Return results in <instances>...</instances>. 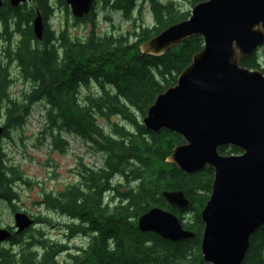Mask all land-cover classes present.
<instances>
[{"label": "trees", "instance_id": "trees-1", "mask_svg": "<svg viewBox=\"0 0 264 264\" xmlns=\"http://www.w3.org/2000/svg\"><path fill=\"white\" fill-rule=\"evenodd\" d=\"M144 1L155 26L133 32L132 45L121 39L103 42L93 33L80 40L64 29L51 31L48 27L42 41H37L31 23L36 11L50 16L48 0H35L27 10H12L5 0L0 8L2 38L8 43L0 60L3 136H7L9 129L22 127L29 107L41 102L46 107L45 128L49 127L55 149L62 152L66 143L59 135L71 133L102 158L98 169L80 167L77 185L57 194L42 195V203L48 210L76 222L65 226L69 237L82 236L86 242L71 252L58 242L32 239L22 243L20 236H16L8 245L19 244V251L14 253L11 248L0 246V264H60L56 257L63 252H67L63 264H207L200 252L203 229L200 212L209 198L214 172L207 167L189 175L167 164L166 158L174 147L184 143L182 138L167 130L151 132L139 121L146 116L156 96L175 85L192 57L202 50L203 42L200 36H193L161 57L142 55L140 44L189 17L179 14L172 2ZM204 1L189 0V3L193 8ZM58 2L66 7L64 0ZM130 3L131 0H120V7L127 10ZM135 9L136 0H132V12ZM10 28L19 34L14 48ZM260 50L263 55L258 53ZM262 56L264 43L243 58L240 66L264 73L260 68ZM12 65L19 79L30 85L21 92L20 99L9 92L14 82ZM90 84L95 85V93L84 95L82 89ZM111 117L120 118L125 125L113 124L108 133L97 119ZM219 153L237 155L241 151L223 147ZM15 181L24 182L17 168L4 166L0 156V199L8 204L17 199ZM163 191H182L189 206L176 211L162 197ZM107 194L111 195L109 201ZM153 207L175 214L194 237L172 243L155 234L139 232L137 219ZM36 222L46 224L48 220ZM35 246L40 248V254L34 250ZM243 264H264V226L251 237Z\"/></svg>", "mask_w": 264, "mask_h": 264}, {"label": "water", "instance_id": "water-1", "mask_svg": "<svg viewBox=\"0 0 264 264\" xmlns=\"http://www.w3.org/2000/svg\"><path fill=\"white\" fill-rule=\"evenodd\" d=\"M32 0H8L12 9ZM94 0H65L76 19L87 16ZM4 5L0 0V8ZM37 41L45 26L36 11L31 23ZM200 36L202 50L177 77L174 86L156 96L142 119L151 132L179 135L166 163L194 175L214 172L211 192L200 212L203 224L200 252L207 264H243L251 237L264 226V74L240 66L264 43V0H206L196 4L188 19L175 23L139 45L142 55L161 57L186 39ZM0 125V137L4 133ZM233 147L238 155H220ZM175 209L189 206L182 191H163ZM15 235L33 227L26 213L13 214ZM141 233L177 243L194 233L179 218L153 207L137 221ZM13 233L0 228V243Z\"/></svg>", "mask_w": 264, "mask_h": 264}, {"label": "rangeland", "instance_id": "rangeland-1", "mask_svg": "<svg viewBox=\"0 0 264 264\" xmlns=\"http://www.w3.org/2000/svg\"><path fill=\"white\" fill-rule=\"evenodd\" d=\"M162 3L172 2L179 14L191 13L192 7L189 0H159ZM53 5V0L49 2ZM34 4L24 10L30 9ZM65 21L68 25H65ZM48 29L57 31L64 29L72 38L84 40L87 38L91 27L85 25H73L71 17L65 15L61 9L53 11L48 20ZM154 21L147 3L144 0H136V9L132 12V33L138 28H153ZM96 33L102 32V26L95 28ZM14 28L9 29L11 34V47L14 48L19 40V35L15 34ZM2 28L0 26V60L3 56V50L8 45L2 38ZM260 55L262 51L258 52ZM261 69L264 71V56L261 58ZM11 73L14 79L9 92L13 98L20 99L21 92L30 88V85L19 79L17 69L12 65ZM95 85L90 84L88 88L82 89V93H95ZM46 107L44 103L38 102L29 107V113L22 127L9 129L7 136L0 138V156L4 166L17 168L23 181H15L13 187L17 193V199L7 203L0 199V227H13V213L24 212L36 219H47L48 223L36 222V224L23 233L20 237L22 243L47 239L50 243L58 242L65 245L69 251L73 252L77 246H82L86 239L82 236H71L66 230V225L72 222L67 216L54 210H48L42 203L44 193L57 194L58 192L70 186L79 183L78 172L83 165L93 169H98L102 164L100 154L94 153L78 137L71 133H61L59 137L66 143L61 152L52 145L49 136L50 131L45 121ZM100 127L105 132H110L113 124L125 125L118 117H111L109 120L97 119ZM139 121L142 123L141 118ZM1 125L5 126V121L1 118ZM127 127V126H126ZM106 201L111 198L107 194ZM74 221V220H73ZM38 233L42 234V237ZM14 253L19 251L18 245H7ZM38 246L34 247L39 254L41 251ZM67 252L58 254L56 257L60 264L67 260Z\"/></svg>", "mask_w": 264, "mask_h": 264}, {"label": "flooded vegetation", "instance_id": "flooded-vegetation-1", "mask_svg": "<svg viewBox=\"0 0 264 264\" xmlns=\"http://www.w3.org/2000/svg\"><path fill=\"white\" fill-rule=\"evenodd\" d=\"M4 2H5V0H3V3ZM49 2H50V0H48V6H49ZM34 3H35V0H32L30 3L20 5L18 8L26 9L30 6V4L32 5ZM64 3H65V0H64ZM7 5H8V0H7ZM65 5H66V3H65ZM49 8L51 11L50 16L53 13V11L56 10V8L57 9L59 8L65 12L66 16L71 17L73 25H85L87 27H91L89 34L93 33L103 42H105L106 40L114 41V40H120L121 39V40H125V42H127L128 44L132 45V0H131V3L128 5L127 10L125 8L120 7V0H94L89 14L87 16H84L81 19L74 18L71 15L70 8L67 5L65 8H64V6L59 5L58 0H53V5L50 6ZM10 9H12V8L10 7ZM12 10H16V9H12ZM50 16L49 15H43L42 16L43 23H44L45 27H47V25H48L47 22H48ZM65 25L66 26L68 25L67 21H65ZM0 26L2 28L1 21H0ZM97 26H102V32L99 34H97L96 30H95V28ZM15 34H17V33H15ZM89 34H88V36H89ZM76 39H77V37H76ZM229 155H233V154H229ZM224 156H227V155H224ZM173 209H175V208H173ZM185 209H182V210L175 209V210L176 211H183ZM7 228L12 233L14 232V228H12V227H7ZM202 228H203V224H202ZM202 231H203V229H202ZM18 236L21 237L22 234H20ZM14 237H16V235L13 234L12 238L9 241L5 242V244L4 243L0 244V246L5 247L6 245L10 244L11 240Z\"/></svg>", "mask_w": 264, "mask_h": 264}]
</instances>
